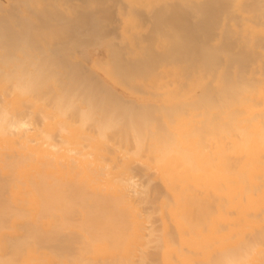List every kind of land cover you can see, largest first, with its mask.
Listing matches in <instances>:
<instances>
[{
    "label": "bare ground",
    "instance_id": "bare-ground-1",
    "mask_svg": "<svg viewBox=\"0 0 264 264\" xmlns=\"http://www.w3.org/2000/svg\"><path fill=\"white\" fill-rule=\"evenodd\" d=\"M129 1L168 7L148 45H132L138 65L112 43L96 64L107 81L65 53L87 57L83 38L66 43L84 16L56 7L65 21L36 29L0 15V264H264V0H196L187 15L174 0ZM196 10L223 11L218 31L239 54L206 44ZM110 82L162 89L169 106H139ZM142 170L163 192L155 173L136 182Z\"/></svg>",
    "mask_w": 264,
    "mask_h": 264
},
{
    "label": "rangeland",
    "instance_id": "rangeland-1",
    "mask_svg": "<svg viewBox=\"0 0 264 264\" xmlns=\"http://www.w3.org/2000/svg\"><path fill=\"white\" fill-rule=\"evenodd\" d=\"M13 3H11L10 2V0L8 1V0H0V6H1V9H0V15H1V13L2 14H4L6 17H7V15L8 16H10L8 19L10 20V21H12L11 20V16H13V18H14V20H13V24L15 25V23H16V21L18 20V19H16L15 18V16L17 17V18H19V17H21V18H19V20H21L22 19V17H23V19H25V20H30L31 22H32V24H33V22L34 23H36V25H33L34 26V28H36V29H38V28H40L38 25L40 24V26H42L41 24H43V23H47V24H49V25H51L52 27L53 26H56V23H54L55 22V20L54 19H56V21H61V20H63L62 18L64 17V16H62L61 15V13L62 12H64V13H68L69 15H67V14H64V15H66L65 17H66V21L68 22L69 20H70V22H71V20L72 21H75V19H76V16H78V17H80V15H81V17L82 16H84V18L86 19V23H84L83 25V27L81 28H78V30L75 32V31H72V32H74V33H71L72 35V37H75V38H73L72 40L70 39V41H66V43L67 42H69V45H71L72 44V42H74V41H79V40H81L82 38L87 42V43H85V44H83V42L82 41H84L83 39H82V41H79L80 42V44H78L79 46H81L82 48H83V51H84V53H85V55L87 56V57H85L84 56V54L83 53H81V55L83 54V58H82V60H81V57H78V56H80V53H79V49L82 51V48H79V47H76L77 46V44L74 42V44L76 45H72L71 47H76V48H79L78 50L77 49H75V50H77L78 51V53H79V55L77 56V54L78 53H75L74 51H72V48H70L69 47V45L68 46H66V47H68L67 49H71V50H68L69 51V53H67V52H65L66 53V55L68 56V59H70L71 61H74V59H75V61L76 62H74L75 64H79V63H81L82 62V64H80V65H84L86 68H88V69H91L92 71H96L97 73V76H99L102 80H104L105 79V81H107V79H106V77H105V75H104V72L102 71V69H100L99 67H98V65H96V64H100L102 67L103 66H107L108 65V61H109V58H111V56L113 55V53H114V46H116L117 44H118V46H119V48H116V49H121V47L122 46H124V48H125V52L126 53H123L124 52V49L122 48V50H120L121 51V55H122V57H123V59L125 60V61H122V63H123V65H126L127 66V64H131L130 66H134V65H138L139 63H141L142 61H144V58H137L136 56H134L133 55V51L134 50H136L135 48H134V50H133V46L136 44V43H138V44H136V45H139V46H141V48L139 47V46H134V47H139L140 49H142V47H145L146 45H148V42L146 43H142L141 41H143L144 42V40L146 39V40H148V35L150 36L151 35V28L153 27V25H154V22H155V20H154V13H155V11H158V10H160V9H162V8H164V7H166V5H167V7H168V4H166V3H163V4H161V8H158V7H160V5H153V6H139V7H137V8H132V5H131V2L129 1V0H95V2H94V4L93 5H91L92 7V9L90 8H84V7H87V2H89V0H70V1H68V0H55L57 3H60V4H57V3H55V1L54 0H51L52 2L54 1V3H51V4H53L52 6L54 7V8H52V6H51V4L49 3L50 1H46V0H37V2L38 1H43V2H45V4L48 6V7H45L44 5H42L43 4V2H38V4L36 3V2H34V0H24V2H23V0H11ZM60 1V2H59ZM208 1H210V0H203L202 2H208ZM12 4H10V3ZM33 2V3H32ZM63 2H65L64 3V5L65 6H69V8H68V10L69 11H71V9H77V11H76V13L74 14L73 12L71 13V15H70V13H69V11L67 10V12H66V10H65V8L63 7ZM113 2V3H112ZM17 4V5H19L18 7L16 6V5H14V6H16V8H15V11L18 9V15H16L17 14V11H16V14H15V11H13L14 10V6H13V4ZM23 3H25V4H23ZM35 3V4H34ZM40 3H41V6L39 7L38 5H40ZM76 3H80V4H76ZM111 3V4H110ZM173 3H174V6L175 5H177L176 7L177 8H175L178 12H179V14L181 13L182 15H187L186 13H188V12H192L191 11V9H194L193 10V12L195 11V7L193 6V8H192V5H197V3H196V0H174L173 1ZM173 3H171V4H173ZM3 4V5H2ZM29 4V5H28ZM85 4V5H84ZM104 4H105V6H104ZM165 4V5H164ZM59 5V6H58ZM80 5H82V6H80ZM98 6V8H97V6ZM2 6H4V8H2ZM10 6H12L11 7V9L9 8ZM38 6V7H37ZM62 6V7H61ZM72 6V7H71ZM94 6V7H93ZM109 6V7H108ZM7 7H8V9H7ZM32 7V8H31ZM43 7V8H42ZM57 7V9H58V11L60 12H58L57 11V13H59V15L62 17H57V13L55 12V8ZM61 7V8H60ZM79 7V8H78ZM102 7V8H101ZM20 8V9H19ZM50 8H52V9H54V11L52 10V11H50L51 9ZM71 8V9H70ZM96 8H97V11H96ZM178 8L180 9V10H178ZM13 9V10H12ZM60 9V10H59ZM64 9V10H63ZM83 9V10H82ZM130 9L133 11V12H131L130 11ZM2 10V11H1ZM3 10H8V13L6 12V11H3ZM19 10H20V12H21V14H20V12H19ZM24 10H27V12L26 11H24ZM135 10V11H134ZM183 10L185 11V12H183ZM30 11V12H29ZM62 11V12H61ZM181 11V12H180ZM197 11V10H196ZM4 12V13H3ZM5 12H6V14H5ZM48 12V13H47ZM49 12H50V14H49ZM52 12H53V14H52ZM54 12L57 14H54ZM183 12V13H182ZM13 14V15H11V14ZM26 13V15L24 16V14ZM28 13H36V15H35V17L33 18V15L31 14V16H29L30 14H28ZM134 15H136V16H133V14ZM198 15L197 17H196V14ZM194 13V15H195V17L197 18H192L194 15H192L191 13H189V14H191L192 15V17H190V19H189V21H190V23L192 24V25H194V26H198L199 27V29H201L200 31H201V36L204 34V33H206L207 34V37L205 38L206 39V44L209 46V47H216V46H220V45H224V46H226L228 49H231L232 50V52L234 53V54H239V52H240V47H238V49H237V42H239L238 40H237V38H235L234 36H228L227 38H229V39H224V37H222L221 38V35L222 34H220V31H218L219 30V27H218V25L220 24V22H222L223 21V19H225V14L223 13V11H220V12H218L216 15H213V16H211L210 17V15H207V14H205L203 11H197V12H195ZM47 14H49L50 16H47L49 19H50V21H49V19L47 18V17H44V16H46ZM63 14V13H62ZM15 15V16H14ZM22 15V16H21ZM44 15V16H43ZM58 15V16H59ZM128 15L131 17V19H133L134 18V20H132L133 22H129L128 20H131L129 17H128ZM170 15V14H169ZM2 16V15H1ZM52 16V18H50ZM54 16V17H53ZM57 18H56V17ZM44 17V18H43ZM70 19H69V18ZM75 17V18H74ZM32 18H33V20H32ZM35 18H37L38 20H40L41 21V23H37V22H35L37 19H35ZM59 18V19H58ZM72 18V19H71ZM125 18H127V20L125 19ZM5 19V18H4ZM139 20V22L137 21V20ZM193 19V20H192ZM16 20V21H15ZM35 20V21H34ZM124 20H125V22H124ZM218 20V21H217ZM22 21V20H21ZM52 21H53V23H52ZM65 21V19L63 20V22ZM137 21V23H139L138 25H135L136 22ZM209 21H212L211 23L209 22ZM214 21V22H213ZM61 23H62V21H61ZM94 23V24H93ZM12 24V22H11V26H13L14 27V25ZM66 24H69V23H66ZM71 24V23H70ZM57 25H58V23H57ZM139 25H141L142 26V28H143V30H141L142 28H141V26L140 27H138ZM16 27H17V24L15 25ZM16 27H14L15 29H16ZM79 27V26H78ZM85 28V29H84ZM139 28H141V29H139ZM218 28V29H217ZM125 29L127 30V33L129 34V36L131 37L130 39H128L129 38V36H126V34H125ZM80 30V31H79ZM133 30L135 31V32H133ZM115 31V32H114ZM227 31V29H225L224 30V32H226ZM223 32V33H224ZM86 33V34H85ZM107 33V34H106ZM97 34V35H96ZM127 34V35H128ZM98 35H100V36H98ZM212 35V36H211ZM220 35V36H219ZM230 35V34H229ZM85 36V37H84ZM77 37V38H76ZM137 37V38H136ZM147 37V38H146ZM92 39V41H88L89 39ZM76 39V40H75ZM90 39V40H91ZM97 40V41H96ZM138 40H140V41H138ZM217 40V41H216ZM226 43H225V42ZM231 41V42H230ZM65 42V41H64ZM129 42V43H128ZM140 42V43H139ZM214 42V44H212ZM218 42V43H217ZM230 42V43H229ZM54 43V42H53ZM71 43V44H70ZM112 43H113V47H112ZM217 44V45H216ZM88 45V46H87ZM133 45V46H132ZM213 45V46H212ZM216 45V46H215ZM231 46V47H230ZM117 47V46H116ZM234 47H236V48H234ZM86 48V49H85ZM115 49V50H116ZM138 49V48H137ZM139 49V50H140ZM127 50H129V51H127ZM133 50V51H132ZM157 50V49H156ZM160 50V49H159ZM72 51V52H71ZM76 51V52H77ZM80 51V52H81ZM123 51V52H122ZM158 51V50H157ZM155 52V53H157V55H161L163 52L160 50V51H158V52ZM72 54H71V53ZM108 52H109V54H108ZM194 52V51H193ZM161 53V54H160ZM196 53H198L197 52V50H196ZM75 54V55H74ZM74 56V57H73ZM102 56V57H101ZM100 58V59H99ZM137 58V59H136ZM73 59V60H72ZM122 59V60H123ZM78 60V61H77ZM126 61H128V62H126ZM110 62V61H109ZM124 62H126V63H124ZM104 68V67H103ZM99 69H100V71H99ZM99 74V75H98ZM109 81V80H108ZM110 84V87L112 86V89L114 90V92L116 93V95L118 96V97H120V98H123V99H125V100H127V101H133L134 99H135V103L137 104L138 102H143V103H141V105L143 106H145L146 105V103H147V105H153V106H156L157 107V105H158V107L157 108H159V107H161L162 108V106H164V107H168L169 105L168 104H166V103H163L162 101L165 99V97H166V93L164 92V90H162V89H156L157 91L156 92H158V93H156L155 92V90H150V89H148V88H146L145 86H143L142 84L143 83H141L139 86L138 85H131L130 83V85H131V87H130V85L128 84V82H126V84H128V85H126V86H128V87H126L127 89H125V85L123 86H121V85H116V84H114V83H109ZM134 86V87H133ZM135 86H137V87H135ZM141 87V88H140ZM142 87H144V88H142ZM140 88V89H139ZM146 89H147V91H146ZM137 90V91H136ZM143 91V92H142ZM150 91V92H149ZM163 92L164 94H165V96H164V94L163 93H161V92ZM138 93V95L137 94H135L134 96L132 95V94H134V93ZM152 92H154V93H152ZM160 92V93H159ZM167 92V91H166ZM129 93H131V94H129ZM139 93H141V94H144L145 96L144 97H147V98H149V99H143L144 97H143V95H140ZM149 94H151L150 95V97L152 96V95H154V97L153 98H155V97H158V99L159 100H157V98H156V100L157 101H155L154 99L153 100H151V98L148 96ZM131 95V96H130ZM142 99H141V98ZM132 98V99H131ZM160 98H161V100H160ZM138 101V102H137ZM146 101V102H145ZM148 101V102H147ZM145 102V103H144ZM149 102H151V103H149ZM154 102V103H153ZM191 102H193V99H190V100H186V101H182L181 103L182 104H186V103H191ZM140 103H138L137 105H139ZM155 104V105H154ZM141 105H139V106H141ZM161 108H159V109H161ZM139 164L140 163H138V164H136V166H137V168L135 169L136 171V174H135V172H134V175L135 176H137V174H139V172H140V170L142 169V165L141 166H139ZM141 169H140V168ZM138 171V172H137ZM143 172L142 173H140V177H138V180H136V182L137 181H139V182H137L138 184H144L143 182H145V180L146 181H148L149 182V180H148V178H147V176L146 175H148L149 176V178L150 177H152L153 176V174L155 173V175L153 176V178H155V179H153V182L155 183H153V182H151V186H153V185H156V186H159V188H161L162 187V184H161V182H160V180L159 181H157V179H156V177H158V173H156V171L155 172H153V170H152V172H153V174L152 173H147L145 176L143 175H141V174H144L145 173V171L144 170H142ZM151 172V171H150ZM134 175H132L133 177H134ZM144 177V178H143ZM145 179V180H143V179ZM147 178V179H146ZM152 179V178H151ZM142 181V182H141ZM148 182H145V183H148ZM157 182H158V184H157ZM153 183V184H152ZM141 184V185H142ZM161 184V185H160ZM140 185V187L141 188H143V186H141ZM146 185H148V184H145V186ZM161 191L163 190V187L160 189ZM163 192V191H162ZM156 218L159 220V218L160 217H158V216H156ZM155 220V219H154ZM155 222H157V221H155ZM154 223V222H153ZM159 223V222H158ZM158 223H156V224H158ZM155 224V223H154ZM155 224V225H156ZM151 226H153V224H150V225H148V227H151ZM156 228V227H155ZM99 261H101V260H99ZM99 261H98V263H99ZM102 262V261H101ZM101 262H100V264H101ZM97 262H95L94 264H96ZM97 263V264H98ZM133 264H135V261H133Z\"/></svg>",
    "mask_w": 264,
    "mask_h": 264
}]
</instances>
